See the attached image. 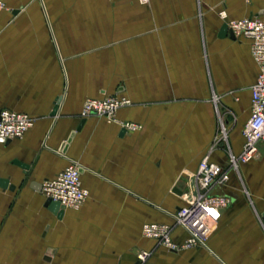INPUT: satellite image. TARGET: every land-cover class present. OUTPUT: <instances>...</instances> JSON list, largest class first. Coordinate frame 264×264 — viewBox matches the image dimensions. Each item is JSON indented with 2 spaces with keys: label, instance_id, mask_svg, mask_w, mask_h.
<instances>
[{
  "label": "crops",
  "instance_id": "obj_1",
  "mask_svg": "<svg viewBox=\"0 0 264 264\" xmlns=\"http://www.w3.org/2000/svg\"><path fill=\"white\" fill-rule=\"evenodd\" d=\"M4 2L0 110L27 114L34 124L0 144V178L8 180L0 188V264H264V208L238 196L232 179L210 192L230 204L207 248L170 250L142 235L146 223L173 224L169 214L187 204L203 158L226 163L214 142L216 99L231 117L224 116L231 152L242 150L259 69L248 39L219 35L218 14L260 17L264 0ZM103 96L128 98L117 120L141 129L81 118L83 102ZM71 134L66 153H58ZM71 163L89 195L58 219L36 186ZM245 172L258 173L264 188L262 162ZM185 239L174 229V242Z\"/></svg>",
  "mask_w": 264,
  "mask_h": 264
},
{
  "label": "built area",
  "instance_id": "obj_2",
  "mask_svg": "<svg viewBox=\"0 0 264 264\" xmlns=\"http://www.w3.org/2000/svg\"><path fill=\"white\" fill-rule=\"evenodd\" d=\"M5 9L4 0H0V12ZM219 18L234 37L246 38L250 41L251 56L258 66V75L250 88V116L243 130V146L238 154L231 152L226 146V163L224 165L212 162L208 157L201 160L195 175V186L191 193L185 195L187 204L170 213L173 224L146 223L142 226V235L154 240L170 250H189L207 248L208 240L213 233L211 221L220 216L230 204L225 195H211L216 186L228 183L231 173L238 165L249 163L256 155L258 145H264V15L242 19H229L225 10L219 12ZM132 102L123 96H105L102 99H87L82 104L81 118L97 116L108 123L119 124L125 132H135L141 129L133 123H120L117 112L131 106ZM34 119L23 113L0 110V144L21 139L33 126ZM226 129L223 127L221 134ZM225 135V134H224ZM216 144V137L214 139ZM227 142V141H226ZM80 167L76 163L59 172L54 178L41 184V194L46 200L58 203L64 209H78L88 198V191L82 187ZM180 228L186 234L182 243L172 240L174 229ZM147 252H142L138 258L144 262Z\"/></svg>",
  "mask_w": 264,
  "mask_h": 264
},
{
  "label": "rangeland",
  "instance_id": "obj_3",
  "mask_svg": "<svg viewBox=\"0 0 264 264\" xmlns=\"http://www.w3.org/2000/svg\"><path fill=\"white\" fill-rule=\"evenodd\" d=\"M103 97L90 98V99H102ZM224 109H226L225 113L223 112ZM228 112H229L228 108H226L223 105L222 101L220 99L219 100L216 99V135H215L216 146L221 145L224 147L228 143L229 148H231L232 144H231L230 133L232 132V127L229 129L224 121V116L228 114ZM230 115L232 114L230 113ZM227 118L231 119V117L226 115V119ZM223 127L226 129V131L224 132L225 135L221 134ZM260 147H258L256 155L253 157V159L249 163L242 164L243 166L238 165V168L236 169V171L234 170L230 175V179L234 180L235 182L234 189H237L236 191H237L238 196H241V198H243L245 202H248V203L252 202L254 207L258 209L261 207L264 208V188L261 187L258 180L255 179L256 178L255 176H257L258 173L257 174L250 173L247 175L245 172V169H246V166H248L252 162H258V163L262 162L264 165V145ZM223 149H226V147ZM193 190L194 189L192 187L190 191L192 192ZM214 223H216V219H213L211 221V226L213 228V231H214V226H213Z\"/></svg>",
  "mask_w": 264,
  "mask_h": 264
},
{
  "label": "water",
  "instance_id": "obj_4",
  "mask_svg": "<svg viewBox=\"0 0 264 264\" xmlns=\"http://www.w3.org/2000/svg\"><path fill=\"white\" fill-rule=\"evenodd\" d=\"M228 33V30H227V27H226V25H223L222 27H221V29H220V36L221 37H223V36H226V34ZM229 37L231 38V39H234V35L229 31ZM60 99L56 102V105L54 106V109H53V112H52V115L54 116L56 113H57V110H58V106H59V104H60ZM82 125V123L80 124V126ZM79 126V127H80ZM72 137H73V134H71V136L68 138V140L64 143V144H62V146L59 148V150H58V153H60V154H65L66 153V150H67V147H68V145H69V143H70V141H71V139H72ZM24 169H28V167L27 166H24ZM80 172H82V170H80ZM8 187V180L7 179H5V178H0V188H2V189H5V188H7ZM38 189H41V185L39 184V185H37L36 186ZM11 189H13L12 187H11ZM45 206H47V208H48V210L52 213V214H54V215H56L57 216V218L58 219H60L61 217H62V215H63V212H64V208L63 207H61L58 203H56V202H52V201H50V200H46L45 201ZM262 217L264 218V214L262 215Z\"/></svg>",
  "mask_w": 264,
  "mask_h": 264
}]
</instances>
